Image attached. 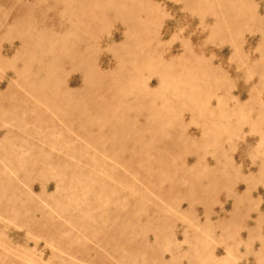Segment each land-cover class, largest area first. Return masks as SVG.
Here are the masks:
<instances>
[{
  "label": "rangeland",
  "instance_id": "obj_1",
  "mask_svg": "<svg viewBox=\"0 0 264 264\" xmlns=\"http://www.w3.org/2000/svg\"><path fill=\"white\" fill-rule=\"evenodd\" d=\"M0 264H264V0H0Z\"/></svg>",
  "mask_w": 264,
  "mask_h": 264
}]
</instances>
